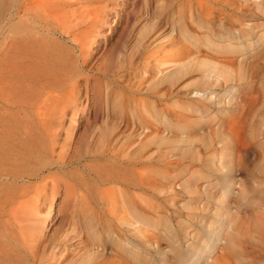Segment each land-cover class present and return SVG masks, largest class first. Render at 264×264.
<instances>
[{"label":"rangeland","instance_id":"obj_1","mask_svg":"<svg viewBox=\"0 0 264 264\" xmlns=\"http://www.w3.org/2000/svg\"><path fill=\"white\" fill-rule=\"evenodd\" d=\"M90 1H82L90 16L80 34L49 35L73 53L67 38L94 33L89 75L76 78L56 121L59 143H69L65 169L82 195L59 188L41 204L44 244L77 231L56 264L117 256L130 264H264V0L208 10L174 0ZM21 2L0 0V38L35 25L21 16ZM170 40L184 44L172 59L185 70L172 82L160 79L151 56L172 48ZM87 77L107 82L108 94L88 90ZM130 154L140 172L132 187L112 177L130 167ZM116 188L132 197L133 225L110 214L98 225L95 200Z\"/></svg>","mask_w":264,"mask_h":264},{"label":"bare ground","instance_id":"obj_2","mask_svg":"<svg viewBox=\"0 0 264 264\" xmlns=\"http://www.w3.org/2000/svg\"><path fill=\"white\" fill-rule=\"evenodd\" d=\"M82 1L22 0L19 7L21 16L35 25H24L20 29V38H0V264H56L68 251L65 243L72 239L69 235L77 233L72 227L56 242L44 244L42 232L47 217L41 216L40 211L41 204L59 188L66 196L68 192L75 197L82 195L75 183H71L70 172L65 169L71 162L69 143H59L60 126L56 121L64 115L66 108L60 104L67 101V95H74L78 88L76 78L83 71L90 72L85 68L89 56L87 43L94 33L81 34V38H67L73 47H77L73 53L49 36L62 32L64 28L63 34L73 36L85 29L82 26L88 21L90 10L82 7L85 3ZM174 1L179 6L208 10L215 4L225 5L230 0ZM14 13L15 8L11 4L7 13L8 24L12 23ZM167 45L172 48L166 52L157 49V54L151 56L156 69L164 71L160 79L172 82L185 70L184 65L172 59L182 54L184 44L170 40ZM92 79L91 82L88 77L85 79V87L97 95L106 89L104 94L107 95L109 84L95 77ZM129 158L127 164L130 167L116 168L112 177L132 187L136 169L133 167L134 155L130 154ZM117 190L113 196L100 191L105 196L99 194L98 199H94L100 210L97 211L100 217L98 225L103 214L118 216L123 223L133 225L127 219L129 213L136 212L132 197L120 195L122 191ZM69 215L70 221L75 220L74 212ZM94 264L130 263L117 256Z\"/></svg>","mask_w":264,"mask_h":264}]
</instances>
